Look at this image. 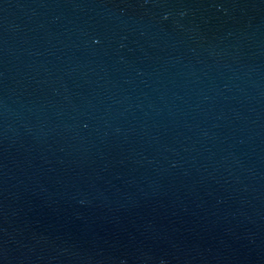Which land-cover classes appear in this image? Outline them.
<instances>
[{
    "label": "water",
    "instance_id": "obj_1",
    "mask_svg": "<svg viewBox=\"0 0 264 264\" xmlns=\"http://www.w3.org/2000/svg\"><path fill=\"white\" fill-rule=\"evenodd\" d=\"M0 264H264V0H0Z\"/></svg>",
    "mask_w": 264,
    "mask_h": 264
}]
</instances>
